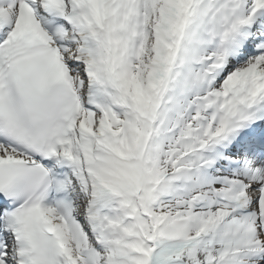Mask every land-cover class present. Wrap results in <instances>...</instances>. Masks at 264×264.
<instances>
[{
    "label": "snow or ice",
    "instance_id": "6c2138e0",
    "mask_svg": "<svg viewBox=\"0 0 264 264\" xmlns=\"http://www.w3.org/2000/svg\"><path fill=\"white\" fill-rule=\"evenodd\" d=\"M0 264H264V0H0Z\"/></svg>",
    "mask_w": 264,
    "mask_h": 264
}]
</instances>
